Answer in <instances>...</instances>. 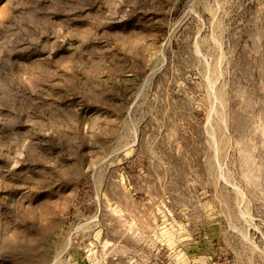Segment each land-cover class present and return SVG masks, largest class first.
Here are the masks:
<instances>
[{"label":"rangeland","instance_id":"rangeland-1","mask_svg":"<svg viewBox=\"0 0 264 264\" xmlns=\"http://www.w3.org/2000/svg\"><path fill=\"white\" fill-rule=\"evenodd\" d=\"M0 264H264V0H0Z\"/></svg>","mask_w":264,"mask_h":264}]
</instances>
